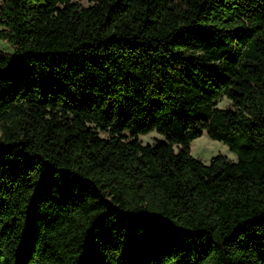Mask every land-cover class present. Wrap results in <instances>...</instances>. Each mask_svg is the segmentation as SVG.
<instances>
[{
	"label": "trees",
	"instance_id": "obj_1",
	"mask_svg": "<svg viewBox=\"0 0 264 264\" xmlns=\"http://www.w3.org/2000/svg\"><path fill=\"white\" fill-rule=\"evenodd\" d=\"M89 1L2 0L0 264H264V0Z\"/></svg>",
	"mask_w": 264,
	"mask_h": 264
},
{
	"label": "rangeland",
	"instance_id": "obj_2",
	"mask_svg": "<svg viewBox=\"0 0 264 264\" xmlns=\"http://www.w3.org/2000/svg\"><path fill=\"white\" fill-rule=\"evenodd\" d=\"M74 2L79 4L82 8H88L92 5L89 0H74ZM1 3L2 0H0V6ZM0 51L8 54H13L14 52L13 48L2 40H0ZM218 108L222 110L232 109V103L227 99H223L218 105ZM100 136L102 138L108 137L106 134L102 133H100ZM159 140H163V138L155 132L139 138V141L144 146L154 145ZM190 149L191 155L205 165H209L211 160L218 155L224 156L228 161L233 163L237 161L236 155L232 153L227 146L223 143L211 140L206 133L192 142Z\"/></svg>",
	"mask_w": 264,
	"mask_h": 264
}]
</instances>
